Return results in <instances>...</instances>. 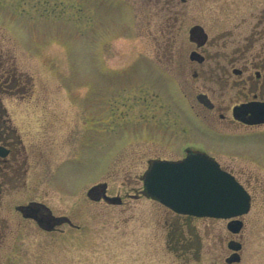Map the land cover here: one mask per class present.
I'll return each mask as SVG.
<instances>
[{"label": "rangeland", "instance_id": "obj_1", "mask_svg": "<svg viewBox=\"0 0 264 264\" xmlns=\"http://www.w3.org/2000/svg\"><path fill=\"white\" fill-rule=\"evenodd\" d=\"M166 1L0 0L4 60L16 65L31 88L24 100L13 96L4 104L10 111L46 115L43 146L27 166L28 184L21 192L12 190V200H41L80 225L41 249V260L27 264H264V131L202 130L195 97L203 83L243 81L256 70L264 77V52L248 39L264 0L240 6L235 0H189L177 7ZM175 11L182 12L180 20ZM196 22L209 33L203 63L189 57L194 46L188 29ZM235 67L243 73L234 74ZM185 93L187 113L179 112ZM232 94L216 100L228 104ZM14 120L23 125L22 117ZM72 128L75 142L62 143L59 138ZM200 143L247 158L239 165L232 160L237 171L252 175L242 181L252 205L238 234L228 230L226 219L185 223L140 195L150 159L175 158ZM99 182L107 183L109 194L140 196L122 205L90 201L86 191ZM170 222L176 234L181 227L182 244L175 234L167 237ZM231 239L242 243L239 263L225 260Z\"/></svg>", "mask_w": 264, "mask_h": 264}, {"label": "flooded vegetation", "instance_id": "obj_2", "mask_svg": "<svg viewBox=\"0 0 264 264\" xmlns=\"http://www.w3.org/2000/svg\"><path fill=\"white\" fill-rule=\"evenodd\" d=\"M188 1L189 0H167L166 3L171 5V7H177L184 5ZM256 2L257 5H261L262 3L261 0H235V3L238 6L246 4L254 5ZM180 12H174V14L177 15L178 20H180L178 15H182V12ZM246 17L243 16L241 20H244L245 22ZM195 25H201L208 34V38L203 44L200 45V35H197L196 40L191 41L194 46L192 51H197L199 54L204 56L202 51L208 43L209 33L202 23L196 22L189 26V37L191 28ZM248 39L250 40L251 46H256L258 43H260L258 45L259 49L256 51L259 53L264 52V7L260 9L258 19L256 23L253 24ZM4 57L5 55H3V50L0 45V264H24V262L27 264L26 262L29 261L41 260V258L44 257L41 249L44 250L45 246L52 243L55 238L60 239L62 235L68 233L70 230L80 229V225L74 223L70 217L69 219L64 217L63 214H57L53 212V210L41 200L23 199L22 201L17 202H13L12 200V190H18L21 192L28 184V181L26 180L28 173L27 166L32 159L34 160L33 155L36 153L38 155V152L40 151L39 148L43 146V137L41 136L40 132L44 121L41 120L42 118L44 119V116L46 115H44V111H10L6 107L4 100L13 96L15 99L20 98V100H24L30 95L29 92L31 88L30 81H22L21 75L17 73L16 65L14 63L8 65V61H5ZM205 59L206 58L204 56V60L202 62L192 59L191 61L203 63ZM236 70L239 71L236 72ZM243 71L244 70L242 68L238 67L233 69V73L236 75H241ZM197 75L198 72H195L194 76ZM210 82L213 83V86L207 87V84L203 83L197 86V91L195 92V97L198 101L197 103L200 105V129L204 130L205 127H208L210 132L214 133H217V131H219L221 128L236 130L238 132L244 131V133L256 130L264 131V122L260 124H251L234 116V109L236 106H240L241 104L252 101H264V77L262 76V72L256 70L255 76H249L243 81ZM229 90L233 92L232 96L230 97L231 102L224 104L221 101L216 100L217 95L224 94ZM200 95L206 96L204 99L207 104L201 102L198 99ZM188 97L189 95L185 93L184 100L187 104L184 103L185 105H183V107H179V112L187 113ZM248 116L249 115H247V117ZM16 117L23 118V125L17 124L15 122L14 118ZM54 118H61V115L56 114ZM77 135L78 133L76 132V128L75 131L72 128V130L68 131L66 136L64 135L59 139L62 140V143L73 140V142H75ZM126 146H128V143L124 144L121 151L127 149ZM190 150L191 152H204L208 154L210 157L217 160L222 168L231 172L241 182L244 180H250L252 177L251 174H246L243 170L237 171L234 168L235 164L232 161L234 160V162L239 165L246 163L247 158L234 157L232 155H225L220 152L217 153V151L212 150V148L204 145L203 143H200V147H185L184 154L176 156L175 158L160 157L150 159L149 164L155 159H181L186 156ZM162 155L160 154L159 156ZM224 156L229 157V162H226L227 158ZM93 185H90L88 189ZM106 192L108 195L119 197L116 199V201H118V205L126 203V198H131L137 195L136 193H126L124 196L119 194L113 195L108 193V189ZM92 194L94 198L91 196L90 198L87 195L90 201L111 204L108 202V200L103 198L104 191H102L100 194L97 192H93ZM140 195L152 199L147 194L145 189L141 190ZM10 201H12L11 203H13V206L10 207L9 210L3 211L5 204ZM175 214L178 216H183L185 223H188L192 218H197L191 215L178 213ZM176 218L177 219L175 220L179 222L178 217ZM169 224L167 237L172 239L175 234L177 236V244H182L185 238L181 236V227H178L179 230L176 234L175 228L172 225L173 223L170 222ZM182 249L185 253L187 250H189V246L184 243ZM230 251V254L234 252L231 249ZM183 255L181 254V256ZM202 257L203 256L200 252L198 258L201 259ZM184 261H188L185 256Z\"/></svg>", "mask_w": 264, "mask_h": 264}, {"label": "water", "instance_id": "obj_3", "mask_svg": "<svg viewBox=\"0 0 264 264\" xmlns=\"http://www.w3.org/2000/svg\"><path fill=\"white\" fill-rule=\"evenodd\" d=\"M197 35H200V45L208 38L201 25L191 28L190 39L196 40ZM190 58L200 62L204 60V56L197 51H192ZM205 97L200 95L198 99L207 104ZM234 116L251 124L263 123L264 101L236 106ZM144 185L152 197L178 213L230 219L227 227L235 233L244 225L237 217L247 213L251 205V196L245 187L231 173L222 169L216 160L200 152L189 153L180 160H155L145 173ZM106 187V183L96 185L88 194L94 198L93 192L100 194ZM104 198L118 202L117 197L105 194ZM228 246L235 252L227 261H239L238 250L242 244L232 240Z\"/></svg>", "mask_w": 264, "mask_h": 264}]
</instances>
